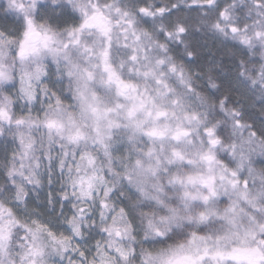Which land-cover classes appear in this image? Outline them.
<instances>
[{"label":"clouds","instance_id":"obj_1","mask_svg":"<svg viewBox=\"0 0 264 264\" xmlns=\"http://www.w3.org/2000/svg\"><path fill=\"white\" fill-rule=\"evenodd\" d=\"M0 264H264V0H0Z\"/></svg>","mask_w":264,"mask_h":264}]
</instances>
